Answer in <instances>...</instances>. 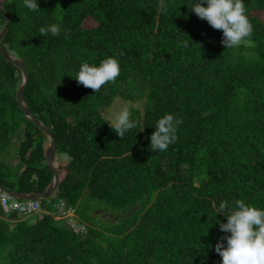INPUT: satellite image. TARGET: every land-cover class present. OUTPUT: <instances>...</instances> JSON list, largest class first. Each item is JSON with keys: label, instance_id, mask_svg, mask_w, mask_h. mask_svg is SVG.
<instances>
[{"label": "trees", "instance_id": "trees-1", "mask_svg": "<svg viewBox=\"0 0 264 264\" xmlns=\"http://www.w3.org/2000/svg\"><path fill=\"white\" fill-rule=\"evenodd\" d=\"M5 1L1 44L29 72L23 100L71 161L40 211L20 217L0 204V264H221L215 245L230 233L220 203L225 215L236 200L264 210V0H243L252 44L231 49L190 11L198 0H37V11ZM5 21L0 6V30ZM53 23L60 35L41 36ZM109 56L121 68L114 83L95 93L74 79L84 61ZM21 82L0 53V184L42 192L54 174L47 134L20 108ZM116 96L141 104L122 139L102 113ZM165 114L183 121L177 140L152 152L146 138ZM61 202L85 232L58 216Z\"/></svg>", "mask_w": 264, "mask_h": 264}, {"label": "clouds", "instance_id": "clouds-1", "mask_svg": "<svg viewBox=\"0 0 264 264\" xmlns=\"http://www.w3.org/2000/svg\"><path fill=\"white\" fill-rule=\"evenodd\" d=\"M24 6L31 11L40 8L37 0H24ZM190 11L201 20H206L212 28L222 30L221 42L227 49L241 44L245 46L252 44L253 26L246 15L243 0H198ZM49 32L53 36H59L61 32L59 24L53 23L39 28L41 36H47ZM183 46L187 47L186 41L183 42ZM120 71L118 60L114 56H109L101 60L99 66L84 61L74 79L78 84L96 93L106 83H114ZM107 122L120 139L128 130L137 126V122L130 119L127 107L113 112ZM182 122L173 114H165L158 119L155 131L146 138L150 139L149 149L152 152L166 151L169 145L177 140V126ZM235 205V210L228 211L227 215H225L227 202H221L219 205L218 213H223L227 218V223H220V230L230 234L220 238L215 245V252L222 258L221 264H264V210L246 204L243 200H236Z\"/></svg>", "mask_w": 264, "mask_h": 264}, {"label": "water", "instance_id": "water-1", "mask_svg": "<svg viewBox=\"0 0 264 264\" xmlns=\"http://www.w3.org/2000/svg\"><path fill=\"white\" fill-rule=\"evenodd\" d=\"M0 6L3 7L6 17L5 25L0 30V53L6 60L19 66L22 71V82L16 94L17 102L20 108L23 110L24 115L47 134V139L44 143V154L47 163L52 167L54 171L51 182L49 183L47 188L42 192L15 191L9 189L8 187H5L2 184H0V189L3 190V192L5 191L8 194L21 199L35 200L52 198L56 195L59 187L69 174L71 157L69 155H63L60 158L57 157L56 137L53 134L51 128L45 122L40 120L23 100L24 92L29 82V72L23 59L6 51L1 44L4 35L9 29L11 14L7 9L5 0H0Z\"/></svg>", "mask_w": 264, "mask_h": 264}, {"label": "built area", "instance_id": "built-area-1", "mask_svg": "<svg viewBox=\"0 0 264 264\" xmlns=\"http://www.w3.org/2000/svg\"><path fill=\"white\" fill-rule=\"evenodd\" d=\"M0 204L3 207L5 213H15L18 216H26L33 214L41 210L40 200H22L10 196L7 193H3L0 190ZM56 213L58 216L63 217L67 220V223L73 228L77 233L85 232V224L79 223L75 219L74 209L67 207L64 202L56 205Z\"/></svg>", "mask_w": 264, "mask_h": 264}, {"label": "rangeland", "instance_id": "rangeland-1", "mask_svg": "<svg viewBox=\"0 0 264 264\" xmlns=\"http://www.w3.org/2000/svg\"><path fill=\"white\" fill-rule=\"evenodd\" d=\"M140 105H141L140 101L139 102H131L129 100L123 99L120 96H116L114 98L113 102L110 105L105 106L102 109V113L105 116L106 120L108 121L109 117L111 116V114L113 112L118 111V110H120L123 107H127L129 109V111H130L132 107L140 106ZM9 151L12 153L11 154L12 156H8L7 159L11 160L12 162L17 163L18 162V157H17V154L15 153L14 147L11 146ZM6 154H7V152H4V154H2V155H4L6 157L7 156ZM104 210L105 209H102L100 212L103 213ZM35 218H36V216L32 215V216H29L28 220L29 221H34Z\"/></svg>", "mask_w": 264, "mask_h": 264}, {"label": "bare ground", "instance_id": "bare-ground-1", "mask_svg": "<svg viewBox=\"0 0 264 264\" xmlns=\"http://www.w3.org/2000/svg\"><path fill=\"white\" fill-rule=\"evenodd\" d=\"M1 190V189H0ZM1 191H3V190H1ZM5 192V191H4ZM3 192V193H4ZM5 193H7V192H5ZM8 194V193H7ZM10 195V194H9ZM10 196H12V195H10ZM12 197H14V196H12ZM14 198H17V197H14ZM17 199H21V198H17Z\"/></svg>", "mask_w": 264, "mask_h": 264}]
</instances>
